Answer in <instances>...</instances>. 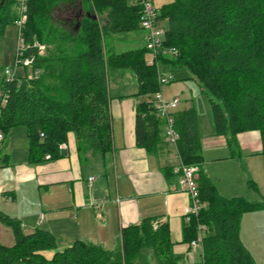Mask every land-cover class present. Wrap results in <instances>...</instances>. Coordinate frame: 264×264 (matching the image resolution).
I'll use <instances>...</instances> for the list:
<instances>
[{
  "label": "trees",
  "instance_id": "1",
  "mask_svg": "<svg viewBox=\"0 0 264 264\" xmlns=\"http://www.w3.org/2000/svg\"><path fill=\"white\" fill-rule=\"evenodd\" d=\"M22 33L28 55L33 54L32 77L0 78V131L4 138L18 126L26 129L27 161L38 164L60 156L59 145L69 133L77 150L105 154L112 148L107 71L132 72L137 82L136 144L155 154L163 142L164 119L151 99L160 91L159 70L147 64L145 45L106 53L102 37L142 30L140 9L130 0H28ZM61 6V7H60ZM14 0L0 9V36L14 24ZM57 7V8H56ZM55 9L59 18L53 19ZM83 14L82 17L79 16ZM104 15L99 24L96 15ZM95 15V16H94ZM158 20L166 31L160 54L166 68L183 69L197 82L210 105L215 135L223 136L231 156H239L237 135L258 131L264 164V0H174L159 7ZM53 44L46 56L31 45ZM178 134L180 162L198 167L202 208L184 225L183 242L196 237L197 225L206 227L201 243L202 264H261L240 238L245 212L264 209V200L221 195L203 170L202 135L193 105L171 113ZM165 176L172 171L163 169ZM0 222L12 231L14 243H0V264H136L133 258L149 244L158 264H177L166 223L145 218L121 229V249H107L81 240L56 250L53 234L43 229L24 233L20 223L0 212ZM53 251L50 258L43 252ZM264 264V263H262Z\"/></svg>",
  "mask_w": 264,
  "mask_h": 264
},
{
  "label": "crops",
  "instance_id": "2",
  "mask_svg": "<svg viewBox=\"0 0 264 264\" xmlns=\"http://www.w3.org/2000/svg\"><path fill=\"white\" fill-rule=\"evenodd\" d=\"M128 36L131 38L129 43L137 40L135 35ZM107 80L111 150L105 154L80 153L74 134L69 133L65 146L59 148L57 159L30 164L27 161L26 129L21 132L12 128L0 143V212L17 220L24 233L38 228L51 232L57 251L76 240L114 249L121 241L123 227L152 218L154 222L168 225L177 264H189L186 251L196 248L183 242L184 225L189 222L184 212L189 200L187 194L178 188L175 168L180 160L176 144L163 141L155 154L138 146L135 116L142 97L136 94L135 76L126 69L109 68ZM191 105L192 100L182 109L178 104L176 110ZM197 116L202 135L204 172L221 195L240 197L235 196L239 191L243 193L240 183L236 182L237 176L219 173L217 169L221 165L235 169L236 162L242 166L243 160H248L251 168L253 159L262 157L259 132L239 133L240 155L234 157L230 155L225 138L215 135L214 129L204 132L199 113ZM166 167L172 171L168 177L163 173ZM90 177H93L92 181H89ZM261 196L264 197V192ZM240 238L255 261L264 263V243L257 240L256 245L248 246L241 231ZM0 243L6 246L14 243L11 229L2 223ZM52 254L53 251L43 252L47 258ZM194 256L190 255V260Z\"/></svg>",
  "mask_w": 264,
  "mask_h": 264
},
{
  "label": "rangeland",
  "instance_id": "3",
  "mask_svg": "<svg viewBox=\"0 0 264 264\" xmlns=\"http://www.w3.org/2000/svg\"><path fill=\"white\" fill-rule=\"evenodd\" d=\"M173 1L174 0H154V5L159 8L163 4H169ZM59 14L60 13L58 9H55L53 11L52 18L57 20L59 18ZM82 15L83 14L81 13L79 18L82 17ZM96 17L99 20V24L102 25V23H104V15H96ZM128 35H135V39L137 40L129 43L131 38H129L130 36ZM143 35V30H137L129 33H118L114 35L107 34L102 37V45L106 53L127 51L129 49L143 46ZM17 36L18 29L15 24H8L5 34L0 36V78L3 75V70L5 67L14 68ZM35 43L44 47L42 50L43 52L41 54H37L43 57L46 56L48 51L53 48L52 45L54 44L53 43L50 45L47 43H42L38 40H35ZM145 56L146 62L153 60L152 53L147 52ZM156 63L159 71L162 74L165 76L172 74L173 76L169 83L161 86L160 90L164 99H171L174 97L178 98L179 109L187 107L190 100H192L197 113H199V119L204 132L212 131L214 129V124L210 105L208 103L207 97L201 92L197 82L193 79L187 78L186 72L183 69L172 67L166 68L160 61H157ZM28 72L29 69L24 70L19 66H16L14 75L16 77H21ZM14 128L20 130L21 132L25 129L23 126ZM253 160L254 163L252 164L251 168L248 167V160H243L242 166L239 162H236L237 166L235 169L233 166L222 167V165L217 169L219 173H224L225 175L233 174V176H237L236 182L240 183L243 193L239 191V193H235L237 194L235 196L243 197L249 202L264 200V197H260V195L264 192L263 158L258 157L254 158ZM223 178L226 180V176ZM240 226L241 235L245 244L248 246H251V244L256 245L257 240L264 243V209L259 211L245 212L242 215ZM2 242L6 243V241ZM119 248L121 249V241L117 245V249ZM185 251L186 250H184V252ZM186 252H188L186 256H188L190 261L189 264H202L201 249L199 246H197L195 250ZM192 254L195 255L194 259L190 260V255ZM133 261L136 264H158V261L149 244H143L140 247L139 252L133 258Z\"/></svg>",
  "mask_w": 264,
  "mask_h": 264
},
{
  "label": "built area",
  "instance_id": "4",
  "mask_svg": "<svg viewBox=\"0 0 264 264\" xmlns=\"http://www.w3.org/2000/svg\"><path fill=\"white\" fill-rule=\"evenodd\" d=\"M132 3L137 5L140 9V19L139 24L141 29L145 32V47L148 52L152 53L153 60L147 62V64H155L157 66V57L160 54H168L171 56L176 55V50L174 48L165 49L163 47V41L165 37V25L163 22L158 20L159 8L154 5L153 0H130ZM28 0H14V11L16 13V19L14 24L18 29L17 45L15 50V65L14 68L5 67L3 70V77L6 79H13L16 77L14 75L15 67L19 66L21 69L28 70L24 76L32 77L38 74L37 69L32 70V62L34 55H28L29 46L26 45L24 41V36L22 29L27 20V5ZM32 48L36 50L37 54H41L43 51V46L33 43ZM158 68V67H157ZM159 70V69H158ZM158 84L161 87L164 84L169 83L173 76H165L160 71L158 73ZM23 77V76H21ZM151 103L157 114L164 119V128L162 132L163 141L166 143L176 144L178 139V134L173 127V119L171 113L176 110L179 99L174 97L171 99H164L161 90L153 94ZM4 135L0 131V143L3 141ZM61 146H65V143H61ZM49 159V155L46 156ZM175 172L178 174V188L184 191L189 200V204L185 208L184 216L187 221H190L192 217H197L202 208V202L200 200V194L197 184L198 167L192 165H184L181 162L175 168ZM93 177L89 178L92 181ZM42 220H39V223ZM157 226L155 222L154 227ZM206 227L203 224L197 225L196 237L190 241L189 245L191 248H196L197 246L201 249L202 239L205 235Z\"/></svg>",
  "mask_w": 264,
  "mask_h": 264
},
{
  "label": "water",
  "instance_id": "5",
  "mask_svg": "<svg viewBox=\"0 0 264 264\" xmlns=\"http://www.w3.org/2000/svg\"><path fill=\"white\" fill-rule=\"evenodd\" d=\"M4 1H5V0H0V9H1V7H2Z\"/></svg>",
  "mask_w": 264,
  "mask_h": 264
}]
</instances>
